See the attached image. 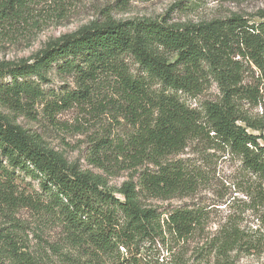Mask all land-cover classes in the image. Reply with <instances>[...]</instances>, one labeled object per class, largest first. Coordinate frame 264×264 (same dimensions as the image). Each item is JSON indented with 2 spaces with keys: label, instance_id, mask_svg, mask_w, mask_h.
<instances>
[{
  "label": "trees",
  "instance_id": "1",
  "mask_svg": "<svg viewBox=\"0 0 264 264\" xmlns=\"http://www.w3.org/2000/svg\"><path fill=\"white\" fill-rule=\"evenodd\" d=\"M12 11L13 7L1 4L0 29ZM260 19L251 23L233 15L183 26L154 20L108 21L64 35L29 60L0 63V105L13 110L40 102L45 96L43 86L52 75L78 81L77 93H64L46 104L50 115L83 102L90 84L103 75L114 76L119 94L126 96L129 114L141 117L133 125L127 147L118 154L129 155L127 161L134 167L152 166L134 171L112 191L99 177L79 171L38 135L0 112L1 263L184 264L178 249L200 228L202 215L182 204L153 207L145 202L181 200L194 194L197 176L182 162H169L167 157L204 133L237 156L249 176L264 179L260 93L264 89V12ZM127 58L145 77L131 74ZM247 68L257 73L255 87L242 85ZM210 80L218 83L222 97L205 105L209 129H201L200 115L185 105L181 95L200 94ZM149 82L158 84V90L153 91ZM243 101L260 112L247 115ZM21 172L38 180L40 191L34 198L17 194L13 183ZM28 206L55 217L79 254L57 253L56 260L46 254L33 255L18 235L23 227L16 219L19 210ZM243 236L238 226H225L210 251L217 252L219 262L232 264L231 252L255 247H249L252 241ZM160 244L162 250H157ZM164 252L166 257H161Z\"/></svg>",
  "mask_w": 264,
  "mask_h": 264
},
{
  "label": "rangeland",
  "instance_id": "2",
  "mask_svg": "<svg viewBox=\"0 0 264 264\" xmlns=\"http://www.w3.org/2000/svg\"><path fill=\"white\" fill-rule=\"evenodd\" d=\"M1 4L13 7V11L1 24L0 63L29 60L64 35L108 21L154 20L183 26L238 15L256 23L261 21L260 14L264 12V0H0ZM126 61L133 76L145 77L130 58ZM256 80L255 70L247 68L242 85L255 87ZM149 83L153 85V91L158 90V84ZM118 84L114 76L103 75L90 84L83 102L50 115L46 104L52 99L81 90L74 77L52 75L50 82L43 86L45 96L40 102L24 105L18 110L0 105V112L12 123L38 135L46 146L62 154L70 165L99 177L107 188L115 191L129 180L134 171L152 168L145 163L142 167H134L127 161L129 155L118 154L127 147L129 135L135 129L133 125L141 118L140 115L129 114L126 96L119 94ZM260 93L264 101V89ZM221 97L219 85L213 80L205 84L200 94L181 95L185 105L200 115L201 129H209L205 105L217 103ZM241 105L247 115L254 116L260 112L244 101ZM101 146L104 149L99 153ZM167 161L182 162L198 179L195 192L189 197L168 202H145L153 207L182 204L202 215L200 228L184 248L178 249L181 261L184 264H225L217 260L215 250L210 251L212 241L220 238L222 228L236 225L244 232L243 237L252 241L247 243L249 247H255L249 251L231 252L232 264H264V179L249 176L237 156L213 143L211 135L205 133L190 140L184 150L170 155ZM16 175L13 185L17 194L34 198L40 191L38 180L24 172ZM16 219L23 227L18 235L33 255L42 257L46 254L53 259L57 253L69 257L79 254L67 230L55 217L38 207L21 208ZM161 247L160 244L157 250ZM161 257H166L165 252ZM83 260L89 263L87 259Z\"/></svg>",
  "mask_w": 264,
  "mask_h": 264
}]
</instances>
